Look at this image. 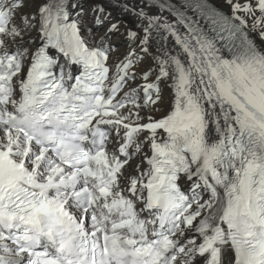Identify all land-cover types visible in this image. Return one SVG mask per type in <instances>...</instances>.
<instances>
[{"label":"snow or ice","instance_id":"1","mask_svg":"<svg viewBox=\"0 0 264 264\" xmlns=\"http://www.w3.org/2000/svg\"><path fill=\"white\" fill-rule=\"evenodd\" d=\"M0 264H264V0H0Z\"/></svg>","mask_w":264,"mask_h":264}]
</instances>
